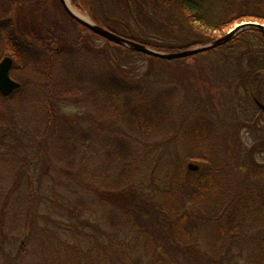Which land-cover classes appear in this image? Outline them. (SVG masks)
Here are the masks:
<instances>
[{
  "label": "rangeland",
  "instance_id": "1",
  "mask_svg": "<svg viewBox=\"0 0 264 264\" xmlns=\"http://www.w3.org/2000/svg\"><path fill=\"white\" fill-rule=\"evenodd\" d=\"M135 2L138 4L132 10V7L128 9L126 0H111L114 7L121 9V14L130 11L131 19L136 17L138 25L158 35L153 36L157 41L171 43L170 47L162 48L174 51L202 39L184 22L168 26L152 13H145V8L152 6V0ZM63 10L57 0L38 4L26 0L14 8L0 0V15L10 13L20 21L22 29L35 27L40 35L53 30L63 35L65 45L77 52L74 61L68 59V67L55 68V90L63 88L66 84L63 82L72 78V82H68L72 86H82L85 90L93 86L101 92L99 81L111 75L140 86L152 100L168 96L173 117L186 119L201 114L218 123L216 147L226 159L234 194L241 195L240 178L262 183L264 116L257 111L256 104H251L239 92L235 79L240 69L237 63H222L218 54L186 62L155 60L127 47L112 45L96 34L82 37L75 20ZM238 24L217 32V38ZM16 74H19L18 79L13 78L25 84L28 92L26 98L19 93L12 101L0 104V264H112L115 256L105 252V248L112 247V236L117 230L115 217L120 210L107 192L112 190L121 168L131 165L133 160L139 167L138 181L149 186V180H153L156 173L153 157L160 163L162 160L177 162L180 151L186 147L181 137L184 132H178L177 128L171 132H156L147 146L142 145L138 131L112 117L109 101L102 104L101 99V105L97 106L94 97L78 94L68 95L67 101L59 97L52 101V109L62 123L56 133L53 127L48 128L44 84L34 77ZM195 101L199 112H189ZM254 118L256 124L250 121ZM42 133L49 135L45 141L38 139ZM115 133L125 140L127 148L139 147V155L116 164L108 156V151L121 145L113 138ZM56 135H64L65 141L60 143ZM82 135L89 140L77 143L76 139H81ZM92 136L95 143L90 139ZM191 162L201 168L198 161H186L185 180L189 184L200 170H189ZM72 170L76 179L69 175ZM31 186L36 205L28 220L27 199ZM190 211L206 220L199 206L190 205ZM165 234L160 233L159 239L168 259L174 262L249 264V258L253 260L247 244L244 251L233 246L216 259L200 245L192 246L190 253H183ZM119 238L121 247L129 249L132 257L137 258L139 231L134 226H122ZM21 240L27 251L24 256L19 254Z\"/></svg>",
  "mask_w": 264,
  "mask_h": 264
},
{
  "label": "trees",
  "instance_id": "2",
  "mask_svg": "<svg viewBox=\"0 0 264 264\" xmlns=\"http://www.w3.org/2000/svg\"><path fill=\"white\" fill-rule=\"evenodd\" d=\"M5 1L14 8L26 0ZM46 1L48 0H33L36 4ZM57 1L61 4L59 0ZM126 1L128 9L132 7L133 10V6L138 4L135 0ZM72 2L80 11L89 14L95 22L124 37L159 50L173 51L162 48L170 47V42L157 41L153 36L158 35L138 25L136 17L133 19L129 17L130 11L121 14V9L114 7L111 0ZM145 9L147 11L145 13H152L156 19L166 22L168 26H173L175 22H184L201 36L200 41L180 49L210 43L217 39V32L227 30L236 23L243 21L264 23V0H152V6ZM63 11L65 13V10ZM65 14L69 16L67 12ZM19 22L10 13L0 15V60L5 56L14 59L12 77L18 79L19 74L16 73H20L26 77H34L44 84L48 128L53 127L54 131L59 133L62 126L59 116L52 109V101L56 97L67 101L68 95L81 94L85 98L94 97L96 105H101V99L102 104L109 101L108 109L112 117L138 131L142 136V145L147 146L156 132H171L175 128L179 129L178 132H184L181 137L186 147L180 151L177 162L162 160L160 163L155 161V156L153 157L156 173L154 172V179L149 180V186L138 181L139 167L133 160L131 165L121 168L112 183V190L107 192L108 198L113 200L120 210V214L115 217L114 224L117 230L112 236V247L105 248V252L115 256L114 260H111L112 264H181L168 259L159 239L160 233L163 232L170 238L169 241L175 244L173 246H177L183 253H190L192 246L200 245L199 247L203 246L207 253L218 259L231 251L233 246H238L244 251L243 248L249 245L248 251L253 258V260L249 258L251 261L249 264H264V179L262 183L260 181L256 183L240 178L238 183L241 186V195L233 193L228 175L229 167L222 151L216 147L219 143L216 129L218 123L214 122V119L201 114H195L193 118L190 115L186 119L173 117L170 114L168 96L152 100L140 86L111 75L99 81L102 84L101 92L93 86L87 90L82 86H72L68 83L72 82V78L63 82L66 83L63 88L55 90L54 86L57 84L53 75L55 68L61 65L68 67L70 62L68 59L72 58L71 61H74L77 52L65 45L61 34L48 29L45 35H40L35 27L22 29ZM76 24L81 33L95 34L80 23ZM49 34L54 36H47ZM106 42L118 46L110 41ZM209 54H218L221 62L225 64L237 63L240 69L235 78L238 83L236 86L239 92H242V97L254 105L256 104L254 98L264 103V35L259 29L243 30L229 42L206 52L185 58L163 60L169 63L186 62ZM145 55L155 60L161 59ZM27 92L28 88L22 83V86L8 97L0 93V104L12 101L19 93L24 94L26 98ZM197 109L198 102L189 112L197 113L199 112ZM257 111L264 116L259 107ZM250 121L256 124L255 118ZM47 136L49 135L42 133L38 135V139L45 141ZM56 137L60 143L66 139L64 135ZM87 138L82 135L76 142L79 143V140L87 142L89 140ZM94 138L95 136L90 138L93 143ZM113 138L121 144L108 151V156H111L116 164H123L128 157L139 155V147L127 148L125 140L117 133ZM188 160H195L201 164L200 170L195 172L196 177L192 184L185 180L187 172L185 163ZM147 161L151 162L149 159ZM69 175L76 179L74 170ZM30 189L31 193L27 199L28 220L31 219V213L33 214L36 205L33 186ZM192 204L200 207L206 220L191 214ZM125 225L134 226L141 235L139 246L137 245V258L132 257L129 249L121 247L119 231ZM23 240L19 241L21 256L27 252ZM242 245L244 246L241 247Z\"/></svg>",
  "mask_w": 264,
  "mask_h": 264
},
{
  "label": "water",
  "instance_id": "3",
  "mask_svg": "<svg viewBox=\"0 0 264 264\" xmlns=\"http://www.w3.org/2000/svg\"><path fill=\"white\" fill-rule=\"evenodd\" d=\"M63 8L65 11L78 23H80L85 28L91 30L95 34L105 38L106 40L115 43L120 46L127 47L133 51H137L143 54H147L150 56H154L161 59H179V58H185L188 56L196 55L202 52L209 51L211 49H214L218 46H221L230 40H232L234 37H236L240 32L246 29H259L263 35H264V24L259 22H253V21H247L242 22L238 25H236L233 29H231L229 32H227L225 35L217 38L216 40L203 44V45H196L193 47L180 49V50H174V51H166V50H159L156 49L150 45L135 41L133 39L124 37L102 25L95 22L90 16L84 17L81 15V12L79 9L75 6L73 8L67 0H60ZM14 66V59L11 56H5L3 59L0 60V93L8 97L10 96L14 91L19 89L22 86V83L15 80L11 76V70ZM257 106L264 112V103L261 102L258 98H254ZM200 168V166L196 163H189L188 169L196 171Z\"/></svg>",
  "mask_w": 264,
  "mask_h": 264
},
{
  "label": "flooded vegetation",
  "instance_id": "4",
  "mask_svg": "<svg viewBox=\"0 0 264 264\" xmlns=\"http://www.w3.org/2000/svg\"><path fill=\"white\" fill-rule=\"evenodd\" d=\"M91 35H94V34H90V33H82V36H91ZM47 36H54L53 34H49ZM63 36V35H62Z\"/></svg>",
  "mask_w": 264,
  "mask_h": 264
},
{
  "label": "bare ground",
  "instance_id": "5",
  "mask_svg": "<svg viewBox=\"0 0 264 264\" xmlns=\"http://www.w3.org/2000/svg\"><path fill=\"white\" fill-rule=\"evenodd\" d=\"M67 2H68L73 8H75V6H74L73 3H72V0H67ZM81 15L84 16V17H87L86 15H84V14H82V13H81Z\"/></svg>",
  "mask_w": 264,
  "mask_h": 264
}]
</instances>
